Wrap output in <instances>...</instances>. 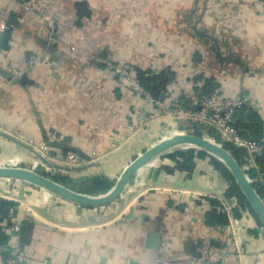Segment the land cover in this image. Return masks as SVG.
<instances>
[{
    "label": "crops",
    "instance_id": "obj_1",
    "mask_svg": "<svg viewBox=\"0 0 264 264\" xmlns=\"http://www.w3.org/2000/svg\"><path fill=\"white\" fill-rule=\"evenodd\" d=\"M43 1L52 21L27 14L23 0H0V13L12 18L0 41V168L41 162L16 135L53 136L86 159L68 175L114 183L143 139L169 137L174 123L159 114L131 133L136 98L105 76L109 55L147 76L175 71L203 89L224 86L252 100L264 122V0ZM9 66L26 73L12 81ZM151 162L109 206L85 208L44 190L2 198L17 204L12 222L21 231L0 247V264L15 246L29 264H206L193 261L199 241H223L230 230V221L209 225L207 215L224 214L213 202L230 204L233 183L208 159L198 158L190 177L168 178L169 159ZM234 222L244 256L229 264H264L258 217L235 208Z\"/></svg>",
    "mask_w": 264,
    "mask_h": 264
},
{
    "label": "built area",
    "instance_id": "obj_2",
    "mask_svg": "<svg viewBox=\"0 0 264 264\" xmlns=\"http://www.w3.org/2000/svg\"><path fill=\"white\" fill-rule=\"evenodd\" d=\"M43 3V0H23L27 14L38 15L42 20L52 21V17L47 14V6ZM11 22L12 18L0 13V41L10 31ZM102 62L105 66V76L115 80L120 88L126 89L136 98V103L131 110L132 134L148 127L159 114L167 121L174 123L172 126L174 131L169 134V137L194 135L225 148L232 156L240 153L241 160H235L264 203V171L257 163V157L264 150V140L259 144L253 139L245 138L237 128L240 110L244 106L256 110L257 105L252 100L229 96L227 88L224 86H217L211 92L206 93L193 80L185 82V79L175 71L168 72V84L158 96H155L142 86L137 65L129 61L115 60L110 55L103 58ZM9 68H12L10 78L12 81L21 79L26 73V71L17 70L13 66H9ZM219 135L220 143L217 139ZM16 137L17 140L36 151L39 156L41 162L35 164L33 170L43 168L48 174L64 177L72 168L78 167L86 161L81 154L73 150L66 151V148L56 137L49 136L46 141L26 138L23 134H18ZM227 188L230 189L231 185ZM220 201L221 212L226 215L228 222L230 221L228 236L223 241L217 242L209 237L202 238L199 241L200 255L193 261L206 264H229L233 259L238 260L239 263L242 261L244 249L240 244L236 230L234 210L238 208V211L246 213L248 217H251L254 211L250 205L238 203L234 197L230 200V204L226 200L220 199ZM2 218L0 215V221ZM7 218L12 222V211ZM0 228L3 233L9 236L11 234L18 236L21 231L20 225L15 222L7 227L2 221ZM6 248L8 252L6 264H29L28 256L20 247Z\"/></svg>",
    "mask_w": 264,
    "mask_h": 264
},
{
    "label": "water",
    "instance_id": "obj_3",
    "mask_svg": "<svg viewBox=\"0 0 264 264\" xmlns=\"http://www.w3.org/2000/svg\"><path fill=\"white\" fill-rule=\"evenodd\" d=\"M218 142H221L220 135L217 136ZM193 146L206 151L214 157H218L223 161L224 165L232 173L237 187L245 195L250 207L264 226V203L248 182L244 172L235 158L223 147L210 142L204 138L194 135H174L168 139L162 140L160 143L152 146L145 153L138 156L123 172L115 186L110 192L100 197H92L75 190H72L61 183H58L33 169L21 167L0 168V178L17 179L36 184L46 191L68 201L75 205L85 208L104 207L117 200L123 194L127 186L136 184V175L138 171L150 161L160 157L165 152L179 146ZM196 155L198 152L195 153ZM198 157L195 158V161ZM180 176V173L177 172ZM176 173V174H177ZM157 176V172L153 174V179ZM161 178V177H160Z\"/></svg>",
    "mask_w": 264,
    "mask_h": 264
},
{
    "label": "trees",
    "instance_id": "obj_4",
    "mask_svg": "<svg viewBox=\"0 0 264 264\" xmlns=\"http://www.w3.org/2000/svg\"><path fill=\"white\" fill-rule=\"evenodd\" d=\"M139 78L141 79L142 86L147 89L148 91L152 92L155 96H158L160 92L165 89L166 85L168 84V72H164L159 76H147V73L144 71L138 70ZM170 73V72H169ZM217 87L213 84H208L203 91L206 93L211 92L214 90V88ZM240 120L237 124V128L240 131V134L245 138H250L261 144L264 140V122L262 117L253 109L249 108L248 106H244L240 110ZM193 150L188 153L179 152L177 155L170 156L172 160H177V158H180L181 160H178L177 163L180 165L181 171H186L190 175L193 173L195 169V158L198 157L201 160H206L207 158H210L211 164L215 167L216 170H218L221 175L227 180L233 183V186H235L233 189L234 191L228 195L230 198L231 196H235L238 199V202L241 204H247L248 201L245 197V195L241 192V190L236 186L233 175L230 172V170L221 164L218 160L213 158L208 154V152L201 150L198 152V154H195ZM233 157L237 159L238 161L241 160V154L237 153L234 154ZM181 161V162H180ZM257 163L262 171H264V150L261 152V154L257 157ZM63 178V177H62ZM94 183L89 188L90 193L93 195H105L108 192H110L114 186L113 183L106 179L102 178H96L93 181ZM214 205L217 207H221L220 202H213ZM17 206V204L14 201L0 199V215L3 217L2 221L5 222L6 226H10V221L7 218V216L10 214V212ZM207 223L209 225H227L228 219L225 214H220L217 210H212L207 215ZM2 228H0V247L7 244L9 235L6 233H3Z\"/></svg>",
    "mask_w": 264,
    "mask_h": 264
},
{
    "label": "rangeland",
    "instance_id": "obj_5",
    "mask_svg": "<svg viewBox=\"0 0 264 264\" xmlns=\"http://www.w3.org/2000/svg\"><path fill=\"white\" fill-rule=\"evenodd\" d=\"M168 138H170V137H168ZM168 138L165 137L164 139H168ZM164 139H162V140H164ZM161 141H155V142L152 141L151 142L150 139H143L142 142H141V151L136 153L137 155L135 156V158L133 159V161L138 156L142 155L148 149H150L152 146L160 143ZM192 150L194 152H200L201 151V149H199L197 147H193V146H187V145L179 146V147L173 148V149L165 152L160 157L154 159L153 162H151V164L158 166V165H161V162L164 159H169V160L173 161L175 163V165H174V167H168L169 168L167 170L168 173L166 172L168 178L170 176H173V174L174 173H177V172L181 173L184 176L190 177V175L186 171H181L180 170V165L177 162H178V160H181V159L180 158H177V160L174 161V160H172V158H170V156L177 155L179 152L188 153V152H190ZM208 154L210 156H212L213 158H215L216 160H218L221 164L224 165L223 161L220 160L218 157H216V156L214 157V155H212L210 153H208ZM207 159L210 160V158H207ZM133 161H131V163ZM35 171L38 172V173H40V174H42V175H44V176H46V177H48V178H50V179H52V180H54V181H56V182H58V183L63 184L64 186H66V187H68V188H70L72 190L79 191L82 194H85V195H88V196H92V197H100V196H103V195H93V194H89L90 193L89 188L94 183L93 182L94 180L79 179V178L71 177L70 175H66L65 177L62 178L59 175H54V174H50V173L48 174L46 171L41 170V169H35ZM158 176H159V174H157V177ZM119 178L117 180H115V182L113 183L114 186L117 183V181L119 180ZM232 178H233V180L235 182L234 177H232ZM234 187L235 186H231V188L229 190V193H231V192L234 191V189H233ZM35 190H44V191H46L42 187H40V186H38L36 184L27 182V181L17 180V179L0 178V199L7 198V199H10V200H12V199L13 200H19V199H22L23 197H25L26 195H28V192L29 191H35ZM123 194L121 195V197L123 196ZM117 201L120 202L121 201V198H118ZM115 202H116V200L113 201L112 203H115ZM112 203H110V204H108L106 206H109ZM248 205H249V203H248ZM254 215H255V213H254Z\"/></svg>",
    "mask_w": 264,
    "mask_h": 264
},
{
    "label": "bare ground",
    "instance_id": "obj_6",
    "mask_svg": "<svg viewBox=\"0 0 264 264\" xmlns=\"http://www.w3.org/2000/svg\"><path fill=\"white\" fill-rule=\"evenodd\" d=\"M151 162V161H150ZM149 165V163H147V164H145L139 171H138V173H137V175L146 167V166H148ZM136 175V176H137ZM128 187H130V186H127L126 188H125V190L128 188ZM125 190H124V192H125ZM123 192V193H124Z\"/></svg>",
    "mask_w": 264,
    "mask_h": 264
}]
</instances>
